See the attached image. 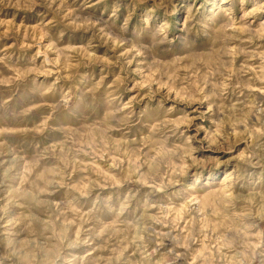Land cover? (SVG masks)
<instances>
[{"label": "rangeland", "instance_id": "374dc122", "mask_svg": "<svg viewBox=\"0 0 264 264\" xmlns=\"http://www.w3.org/2000/svg\"><path fill=\"white\" fill-rule=\"evenodd\" d=\"M0 264H264V0H0Z\"/></svg>", "mask_w": 264, "mask_h": 264}]
</instances>
